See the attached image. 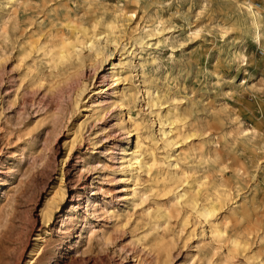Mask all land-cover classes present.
<instances>
[{
	"label": "rangeland",
	"instance_id": "obj_1",
	"mask_svg": "<svg viewBox=\"0 0 264 264\" xmlns=\"http://www.w3.org/2000/svg\"><path fill=\"white\" fill-rule=\"evenodd\" d=\"M0 264H264V0H0Z\"/></svg>",
	"mask_w": 264,
	"mask_h": 264
},
{
	"label": "bare ground",
	"instance_id": "obj_2",
	"mask_svg": "<svg viewBox=\"0 0 264 264\" xmlns=\"http://www.w3.org/2000/svg\"><path fill=\"white\" fill-rule=\"evenodd\" d=\"M85 39V38H84ZM49 41V40H48ZM85 42H87V41H85ZM88 43V42H87ZM86 43V45H88ZM91 44V43H90ZM89 44V45H90ZM67 45H68V43H67ZM71 48L73 49V48H75V46L74 45H71ZM78 48V47H77ZM60 49H61V47H60ZM60 51V50H59ZM66 51H64V50H61L60 52H59V59L60 60H63L64 58H65V55H64V53H65ZM48 53V52H47ZM56 61V60H55ZM57 66V65H56ZM56 70V69H55ZM115 77V76H114ZM174 120V119H173ZM176 120V119H175ZM172 124V123H171ZM133 168V167H132ZM179 188V187H178ZM209 206V205H208ZM208 208V207H207ZM214 212V208L213 207H210V208H208V209H205V208H203L200 212H199V214L201 215V216H204V217H207V216H210L212 213ZM233 244H235V245H237V241L236 240H233Z\"/></svg>",
	"mask_w": 264,
	"mask_h": 264
}]
</instances>
